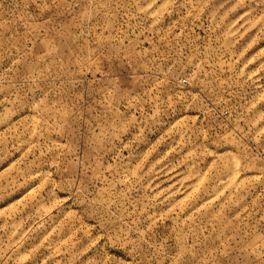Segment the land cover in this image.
<instances>
[{
    "label": "rangeland",
    "instance_id": "rangeland-1",
    "mask_svg": "<svg viewBox=\"0 0 264 264\" xmlns=\"http://www.w3.org/2000/svg\"><path fill=\"white\" fill-rule=\"evenodd\" d=\"M0 264H264V0H0Z\"/></svg>",
    "mask_w": 264,
    "mask_h": 264
}]
</instances>
